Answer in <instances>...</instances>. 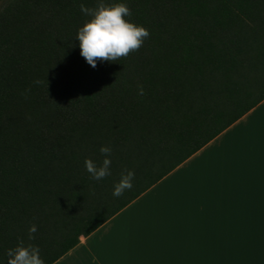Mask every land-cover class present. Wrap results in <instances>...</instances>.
I'll list each match as a JSON object with an SVG mask.
<instances>
[{
  "label": "trees",
  "instance_id": "obj_1",
  "mask_svg": "<svg viewBox=\"0 0 264 264\" xmlns=\"http://www.w3.org/2000/svg\"><path fill=\"white\" fill-rule=\"evenodd\" d=\"M124 2L149 36L93 68L74 36L96 0H0V261L23 240L54 263L264 100V0Z\"/></svg>",
  "mask_w": 264,
  "mask_h": 264
},
{
  "label": "crops",
  "instance_id": "obj_2",
  "mask_svg": "<svg viewBox=\"0 0 264 264\" xmlns=\"http://www.w3.org/2000/svg\"><path fill=\"white\" fill-rule=\"evenodd\" d=\"M52 264H264V100Z\"/></svg>",
  "mask_w": 264,
  "mask_h": 264
},
{
  "label": "clouds",
  "instance_id": "obj_3",
  "mask_svg": "<svg viewBox=\"0 0 264 264\" xmlns=\"http://www.w3.org/2000/svg\"><path fill=\"white\" fill-rule=\"evenodd\" d=\"M79 7L88 19L77 28L74 39L78 42L80 55L93 68L98 60L112 62L126 57L140 48L149 36L143 25L128 19L131 12L124 0H113L111 3L96 0L94 8L85 7L83 3ZM138 91L142 93L143 89L139 88ZM98 151L102 154L99 162L89 158L84 160V168L93 180H103L111 175V147L101 145ZM133 179L132 169L122 170L112 184L111 195L119 197L125 190L131 189ZM27 231L28 240H31V234L36 231L35 224L29 225ZM0 264H45V261L38 246L19 240L15 246L6 249L5 260L0 261Z\"/></svg>",
  "mask_w": 264,
  "mask_h": 264
}]
</instances>
